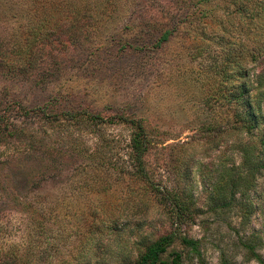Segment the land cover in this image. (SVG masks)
<instances>
[{
	"label": "rangeland",
	"instance_id": "374dc122",
	"mask_svg": "<svg viewBox=\"0 0 264 264\" xmlns=\"http://www.w3.org/2000/svg\"><path fill=\"white\" fill-rule=\"evenodd\" d=\"M119 1L112 17L85 24L89 36L82 32L77 44L55 48L54 57L17 78L0 76V103L16 99L28 107L48 103L53 109H85L108 119L119 114L141 119L151 141L143 157L147 181L115 166L128 157L127 123L38 126L40 149L53 147L45 163H54L48 170L54 173L29 193L24 208L6 203L10 195L1 192L0 245L24 243L32 221L42 222L41 231L54 236L51 256L42 253L43 261L50 257L47 264H136L147 244L172 230L160 198L174 192L195 213L179 229L199 241V250L177 240L162 259L170 260L177 251L181 264H258L248 259L239 238L256 232L264 259V168L247 182L249 187L241 186L235 201L224 185L229 176L247 171L243 154L249 151L244 133L236 134L241 144L233 132L218 133L230 118L228 105L216 95L218 68L224 51L238 43V31L224 22L226 6L217 0H158L144 10L150 0ZM32 4L0 0L4 46L21 42L39 22L26 17ZM193 4L198 7L194 15ZM243 22L234 17L229 23ZM163 23L177 27L159 46L155 43ZM219 35L225 40L218 44ZM246 68L250 75L259 73L264 57ZM225 85L231 91L229 79ZM26 163L33 164L32 157ZM4 173L0 170V178ZM223 201L215 212L209 209Z\"/></svg>",
	"mask_w": 264,
	"mask_h": 264
},
{
	"label": "trees",
	"instance_id": "16d2710c",
	"mask_svg": "<svg viewBox=\"0 0 264 264\" xmlns=\"http://www.w3.org/2000/svg\"><path fill=\"white\" fill-rule=\"evenodd\" d=\"M209 1L211 0H198V3ZM217 1L224 3L223 9L226 6L227 11L223 12L224 22L238 31V43L224 51L220 60L221 68H218L219 95H216L221 101L220 104H227L230 111V118L225 121L226 129L220 127L221 130L218 128V133L233 132L232 134H235L233 140L239 138L236 135L238 132L239 135L244 133L243 138L246 140L243 144L249 147V151L243 154V165L247 171L243 174L239 171V173H234V176H229L224 183L229 188V200L235 201V194L241 192L239 191L241 186L249 187L250 183L247 182L253 180L255 174L264 168V69L257 74L250 75V70L246 68L248 62H257L264 57V0ZM119 2L121 1L33 0L32 12L26 17H35L39 19V22L32 27L28 37L24 36L21 42L17 41L13 46H4V40L0 41V76L6 79L17 78L26 72L24 69H30L45 57H54L55 48L65 50L69 45L77 44L82 32H86L85 38L89 36L90 28L84 27L85 24L91 21L100 23L106 20L104 17H112L117 12ZM149 2L144 10L151 8L158 0ZM192 6L196 8L191 13L194 15L198 7L195 4ZM202 8L204 10L202 14L207 15L208 11ZM234 17L242 18L244 22L229 23ZM176 24L173 26L168 23L161 24L163 29L155 44L160 46L165 42L176 30ZM240 28L244 31H239ZM216 39L218 43L224 39V36L219 35ZM228 70L231 71L229 75H227ZM44 77L45 75L40 79ZM227 79L231 82V91H227L225 85ZM108 120L109 122L127 123L131 127L127 143V160L121 164L114 163L117 164L115 166L119 168L118 171L135 179L147 181L143 157L151 141L141 119L123 114L108 119L99 113L85 109L76 111L55 107L53 109L48 103L28 107L16 99L1 102L0 170L5 173L4 177L0 178V194L3 192L6 197L7 193L10 195L6 203L13 202L16 205H23V201L29 198V193L37 190L47 181V178L53 176L54 172L48 170L54 169V163H45V155L47 151L52 152L53 147L51 145L40 149L44 145L41 142L42 139L37 138L41 132L38 126L57 128L58 125L66 126V124L68 126L72 124L97 125ZM238 143L241 144V139H238ZM73 148L75 150V147ZM30 157H32L33 164L28 165L26 161ZM213 200L214 203L215 199ZM221 200L225 199L220 198L219 202ZM160 202L165 210L164 214L171 222L172 230L147 244L136 264H181L182 257L177 251H173L170 260L162 259V254L177 240L194 251L199 250V241L182 235L179 229L181 223L193 219L195 213H192L180 196L174 192L162 194ZM225 202L223 201L222 205L214 204V207L209 209L215 212V209L223 206ZM24 207L26 206L23 205ZM47 210L50 213L54 207ZM247 215V211H244L241 215L242 220H246ZM28 218L33 220L31 216ZM41 223L32 221V230L28 233V239L24 243L15 244L16 241H11L0 245V264H47L50 257H45L44 261L41 257L45 251H48L51 256V251L54 249L52 239L54 236L41 231L44 230ZM260 240V236L252 232L245 238L240 237L239 245L249 260L253 259L258 264H264V259L258 252L261 247ZM50 264H52L51 261Z\"/></svg>",
	"mask_w": 264,
	"mask_h": 264
}]
</instances>
